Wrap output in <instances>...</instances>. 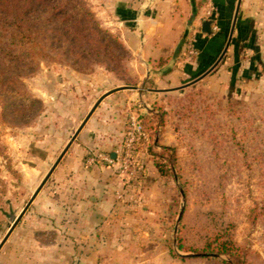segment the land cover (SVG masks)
Instances as JSON below:
<instances>
[{"label": "crops", "instance_id": "0c3cea01", "mask_svg": "<svg viewBox=\"0 0 264 264\" xmlns=\"http://www.w3.org/2000/svg\"><path fill=\"white\" fill-rule=\"evenodd\" d=\"M86 1L128 50L127 69L133 81H104L107 89L95 94L104 87L105 74L85 76L67 67L70 87L95 94L66 145L67 154L73 151L70 167L81 170L70 171L67 182L71 186L78 183L80 188L45 189L51 173L14 229L0 242V264H145L143 259L129 262L122 257H162L161 253L142 252L151 242L150 232L161 225L153 220L166 210L160 200V204L154 203L155 192L148 185L154 180L142 173L137 183L148 181L147 185L118 189L124 177L113 173L128 111L147 98L183 89L212 67L197 83L227 98L235 95L238 84L264 73V0H213L218 30L209 35L201 31L206 0ZM234 21L229 46L219 59ZM189 42L195 49L193 55L187 54ZM77 152L83 154L78 160L72 155ZM95 154L108 155L113 164L93 159ZM146 156L147 167L153 165L149 154ZM153 176L156 181L161 178Z\"/></svg>", "mask_w": 264, "mask_h": 264}, {"label": "rangeland", "instance_id": "374dc122", "mask_svg": "<svg viewBox=\"0 0 264 264\" xmlns=\"http://www.w3.org/2000/svg\"><path fill=\"white\" fill-rule=\"evenodd\" d=\"M128 60L129 54H126L118 72L109 71L102 64H93L92 70L82 75H106L101 81L104 87L98 88L95 94L107 89L104 82L107 80L114 84H130L133 78L127 69ZM24 84L28 95L39 99L42 107L35 110L33 118L24 125L20 121L14 124V119L4 120L0 113V242L61 155L95 97L90 90L76 91L67 84V65L55 54L40 59L37 71L24 79ZM238 85L232 98L220 96L201 84L191 95L178 91L156 95L128 111L121 139L130 128V115H136L141 122L146 111L167 113L158 141L175 149L177 164L174 170L179 178L175 182L171 176H161L153 165L147 167L146 149L151 141L146 133L147 141L140 144L142 150L133 154L131 166L118 189L142 186L144 181L137 183L133 177L136 167H139L137 176L145 173L147 179L154 180L148 184L157 198L154 203H161L166 210L153 220L161 225L150 232L151 242L144 245L142 252L161 253L162 257H122L125 261L218 264L212 259H183L188 253L178 246L201 247L212 233L231 225L235 241L246 250L251 264H264V148L259 144L260 133H264V73ZM229 99L243 102L236 105L235 114L227 107ZM231 109L234 111L233 107ZM201 131L205 135L200 134ZM71 153L65 152L45 189L80 188L78 183L71 186L67 182L70 171H81L80 167H70ZM72 155L78 160L83 154ZM149 159L152 162V158ZM113 173L120 175L118 169ZM153 174L161 178L156 181ZM180 189L184 192L183 198ZM251 211H254L252 215Z\"/></svg>", "mask_w": 264, "mask_h": 264}, {"label": "trees", "instance_id": "16d2710c", "mask_svg": "<svg viewBox=\"0 0 264 264\" xmlns=\"http://www.w3.org/2000/svg\"><path fill=\"white\" fill-rule=\"evenodd\" d=\"M50 54L60 56L73 71L87 74L93 64L118 72L128 50L115 33L100 24L85 0H0V113L4 120L14 119V124L20 121L24 125L33 118L35 110L41 109L42 102L28 95L24 79L32 76L39 60ZM200 85L196 82L178 92L191 95ZM226 103L231 114L237 112L236 105L243 104L232 99ZM166 115L146 111L141 122L151 141L146 152L153 166L161 176H171L176 182L179 178L174 170L176 151L158 141ZM260 136L259 144L264 148V133ZM140 146L134 153L142 150ZM231 230V225L218 229L201 247L190 249L179 245L183 252H192L182 258L212 259L218 264H251Z\"/></svg>", "mask_w": 264, "mask_h": 264}, {"label": "built area", "instance_id": "2783aa9c", "mask_svg": "<svg viewBox=\"0 0 264 264\" xmlns=\"http://www.w3.org/2000/svg\"><path fill=\"white\" fill-rule=\"evenodd\" d=\"M215 16V9L213 6V0H206L205 2V9H204V18L206 20H212V25H211V31L215 32L218 30V27L215 23L214 20ZM187 54L188 55H193L195 54V49L194 46L191 42L188 43L187 45ZM136 115H132L129 117L130 123H129V130L125 136V138L122 141V147L119 152V158L116 161L117 162V169L122 177L125 178V175L127 174L129 167L131 166V161L133 158L134 151L137 146H139L141 143L147 141V134L143 130V125L141 122L136 119ZM93 159H97L98 161L106 164V165H112L113 164V159L109 157L108 155L104 154H95L93 156ZM136 172L134 173L133 177L136 179L138 178L137 176V170H139V167H136ZM118 198H121L120 193H118Z\"/></svg>", "mask_w": 264, "mask_h": 264}, {"label": "water", "instance_id": "95a60500", "mask_svg": "<svg viewBox=\"0 0 264 264\" xmlns=\"http://www.w3.org/2000/svg\"><path fill=\"white\" fill-rule=\"evenodd\" d=\"M211 24H212V20H206L203 21L202 25H201V31L207 35L211 34ZM234 24L235 21L232 25L231 31H230V36L228 39V42L224 48V51L222 53V55L220 56L219 59L222 58V56L224 55V53L227 50V47L229 46L230 40H231V35L233 33V29H234ZM214 67H212L209 71H207L206 73H204L203 75H201L200 77H198L197 79H195L194 81L190 82L187 86L192 85L196 82H198L199 80H201L205 75H207ZM186 87V86H185ZM77 134V133H76ZM76 134L74 135V137L72 138V140L75 138ZM69 146V144H68ZM68 146L65 147V149L62 151L61 155L58 157V159L56 160V162L54 163V165L52 166V168L50 169V171L48 172V174L46 175V177L44 178V180L42 181L41 185L38 187V189L36 190V192L32 195V197L29 199V201L27 202L26 206L24 207L23 211L20 213V215L14 220L12 226L10 227V229L8 230V233L6 234L5 238L3 241H5V239L7 238V236L10 234V232L14 229V227L16 226V224L19 222L20 218L22 217L23 213L26 211V209L29 207V205L31 204L32 200L34 199V197L36 196V194L38 193V191L41 189V187L43 186V184L45 183V181L47 180V178L49 177V175L52 173V171L54 170V168L56 167V165L58 164V162L60 161V159L62 158V156L64 155V153L66 152ZM180 193L182 195L183 198V194H182V190L180 189ZM181 218V212L177 218V222L180 221Z\"/></svg>", "mask_w": 264, "mask_h": 264}]
</instances>
